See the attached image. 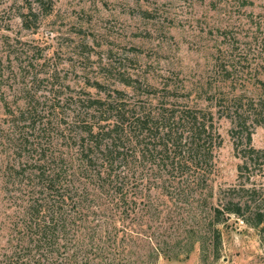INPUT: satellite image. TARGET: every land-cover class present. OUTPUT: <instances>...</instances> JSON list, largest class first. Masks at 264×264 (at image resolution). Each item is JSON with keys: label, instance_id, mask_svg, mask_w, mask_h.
Instances as JSON below:
<instances>
[{"label": "rangeland", "instance_id": "1", "mask_svg": "<svg viewBox=\"0 0 264 264\" xmlns=\"http://www.w3.org/2000/svg\"><path fill=\"white\" fill-rule=\"evenodd\" d=\"M262 65L264 0H0V264L45 261L19 217L38 193V167L48 174L51 156L60 163L58 152L69 151L61 144L70 142L77 99L120 94L130 104L201 107L222 93L249 100L264 93ZM222 113L213 115L220 143L211 197L204 189L191 204L169 201L140 178L150 164L139 147L127 150L129 162L117 169L129 175L123 191L135 213L117 224V240L126 227L132 233L107 249L113 264H151L157 249L155 264H264V221L254 225L264 211V122L249 127L260 151L250 158ZM226 201L239 202L243 216L231 214L215 235L211 207Z\"/></svg>", "mask_w": 264, "mask_h": 264}, {"label": "trees", "instance_id": "2", "mask_svg": "<svg viewBox=\"0 0 264 264\" xmlns=\"http://www.w3.org/2000/svg\"><path fill=\"white\" fill-rule=\"evenodd\" d=\"M261 68L264 71V65ZM261 86L264 88V82ZM118 96L92 97L88 93L77 99L78 110L70 123L66 122L70 142L61 144L70 147L69 151L58 152L60 163L51 156L49 164L53 162L56 168L48 174L42 165L38 167V193L28 197L19 217L22 232L31 237L30 248L45 254V261L39 257L34 264H113L114 258L106 257L110 255L107 249L120 247L126 242L125 235L132 233L126 227L117 240L118 222L134 212L132 200L123 191L129 175L117 169L129 162L127 150L139 147L142 161L149 162L150 171L141 172L142 180L151 178L169 201L188 204L196 191L200 196L204 189L205 195L213 194L208 176L214 145L220 143L213 126L215 109L229 119L232 138L245 144L248 157L260 152L251 146L249 127L264 122V93L246 101L242 95L222 93L208 97L204 107L164 99L130 104ZM211 208L215 235L219 234L218 225L231 214L243 216L239 202L226 201ZM255 214L254 225H259L264 211ZM261 230L264 233V227ZM159 253L157 249L151 264Z\"/></svg>", "mask_w": 264, "mask_h": 264}]
</instances>
